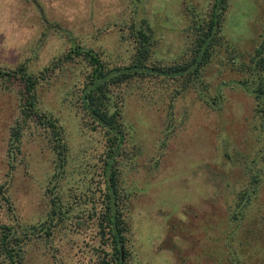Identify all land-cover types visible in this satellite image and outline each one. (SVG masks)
I'll list each match as a JSON object with an SVG mask.
<instances>
[{
  "label": "rangeland",
  "instance_id": "374dc122",
  "mask_svg": "<svg viewBox=\"0 0 264 264\" xmlns=\"http://www.w3.org/2000/svg\"><path fill=\"white\" fill-rule=\"evenodd\" d=\"M133 2L0 0V67L25 63L38 71L74 42L113 60L127 57L130 42H121L119 36L136 8ZM209 2L140 0L139 13L156 22L161 35L158 55L168 61L181 52L186 3L202 12ZM263 23L264 0H230L224 33L246 54ZM227 62L222 51L206 70L208 87L199 83L175 99L169 132L164 94L150 104L135 88L126 91L122 120L127 150L119 164L127 194L129 264H231L232 249L242 251V264H264V176L250 215L239 223L229 219V206L250 159L244 146L257 143V130L251 129L255 99L232 84L241 74ZM80 71L75 67L53 73L38 89V106L58 117L68 144L65 170L53 182L63 200H80L77 212L80 205L90 211L91 198L97 205L101 201L99 159L106 144L102 131L83 126L71 94L66 96ZM19 89L17 81L9 88L0 86V185L11 203L0 199V221L39 226L50 206L47 187L55 174V155L42 129L32 125L16 157L8 156ZM88 210L79 217L90 222L87 226H78L75 210L53 228L50 238H33L26 246L25 264H112V249Z\"/></svg>",
  "mask_w": 264,
  "mask_h": 264
},
{
  "label": "trees",
  "instance_id": "16d2710c",
  "mask_svg": "<svg viewBox=\"0 0 264 264\" xmlns=\"http://www.w3.org/2000/svg\"><path fill=\"white\" fill-rule=\"evenodd\" d=\"M132 1L136 8L130 20L121 25L119 36L121 42H130L127 57L119 56L113 60L110 56L103 57L92 46L74 42L38 71L30 70L25 63L11 68L0 67V86L9 88L15 81L20 85L18 111L9 127L8 156L16 157L25 130L32 125L42 129L55 155V174L50 181L52 185L47 187L50 206L45 220L39 226L0 221L1 264H25L28 243L36 237L50 238L53 228L63 222L68 213L74 215L75 210L77 212L80 200H63L53 182L65 170L67 163L68 144L64 127L58 117L38 106L39 86L58 71L65 72L75 67L81 69L74 86L67 87L66 96L71 94L73 105L81 113L83 126L90 130L99 129L106 139L103 155L99 159L101 178L97 191H100L101 201L97 205V201L91 198L90 211L87 205H80L76 216L83 217L88 210L89 219L95 217V227L101 239L107 240L112 249V264H129L125 260L128 256L126 233L129 231L127 194L121 186L119 164V156L127 150L124 147L125 125L122 120L126 91L135 88L150 104L164 94L168 98L165 130L169 132L175 99L199 83L203 88L208 87L206 70L222 51L227 55V63H231V67L241 74L232 84L255 99V120L251 129L257 130V143L244 146L250 159L240 176L242 183L235 192L233 204L229 206L230 221L239 223L247 218L256 204L264 176V23L251 50L241 53L224 33L230 0H210L202 12L186 3L187 21L182 29L184 45L177 57L167 61L157 54L161 43L157 23L139 13L140 0ZM0 199L10 203L3 185H0ZM76 222L79 227L90 224L80 218ZM241 252L232 249L231 264L243 263ZM102 264H108V261L103 260Z\"/></svg>",
  "mask_w": 264,
  "mask_h": 264
},
{
  "label": "water",
  "instance_id": "95a60500",
  "mask_svg": "<svg viewBox=\"0 0 264 264\" xmlns=\"http://www.w3.org/2000/svg\"><path fill=\"white\" fill-rule=\"evenodd\" d=\"M121 253H122L121 259H123V249H121Z\"/></svg>",
  "mask_w": 264,
  "mask_h": 264
}]
</instances>
